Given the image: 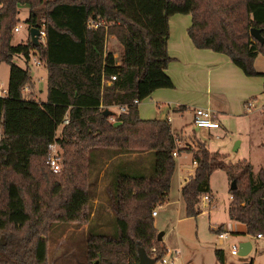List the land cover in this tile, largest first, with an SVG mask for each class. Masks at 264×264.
I'll list each match as a JSON object with an SVG mask.
<instances>
[{"label": "trees", "instance_id": "trees-1", "mask_svg": "<svg viewBox=\"0 0 264 264\" xmlns=\"http://www.w3.org/2000/svg\"><path fill=\"white\" fill-rule=\"evenodd\" d=\"M19 5L29 8L28 29L44 26V45H34L29 34L25 42L11 44ZM175 13L191 15L187 33L196 48L227 55L246 76L264 77L255 68L264 42L250 35L256 28L264 37V0H0V62L9 66L0 95V264H48L51 226L90 225V154L94 188L105 161L121 154L153 153L155 176L115 178L109 205L116 235L89 236L85 264H139V248L155 263L166 255L151 213L168 199L176 167L172 152L179 148L168 119H141L133 100L173 87L166 67L172 60L168 18ZM89 21L100 25L89 27ZM110 36L122 46L119 64L106 49ZM31 52L48 71L44 101L25 93L32 84ZM18 54L24 67L13 61ZM111 75L116 79L104 84ZM114 105L125 110L114 112L111 121L102 112ZM66 114L69 121L56 135ZM52 142L62 149L59 174L47 162ZM99 150L108 155L97 167ZM183 150L196 162L181 189L186 217L201 213V197L211 194L210 176L222 169L236 185L229 189V220L242 224L250 237L264 236V169L254 173L248 162L227 163L224 154L209 151L199 140L196 148ZM225 230L221 225L213 232ZM214 254L224 264L223 250Z\"/></svg>", "mask_w": 264, "mask_h": 264}, {"label": "rangeland", "instance_id": "rangeland-1", "mask_svg": "<svg viewBox=\"0 0 264 264\" xmlns=\"http://www.w3.org/2000/svg\"><path fill=\"white\" fill-rule=\"evenodd\" d=\"M28 13L29 8L27 5H19V21L17 23L19 30L13 32L12 45L26 41L25 39L29 34L28 24L26 23ZM36 60H39V56L31 52L28 66L33 71L37 69ZM13 61L21 67L25 66V60L22 55H15ZM257 62L259 68L264 70L263 55L258 56ZM8 75V64L0 62V93L6 90ZM260 77L257 76L256 78L260 79ZM25 93L26 96L30 94L29 91ZM248 100L252 101L253 105L244 109L241 103L240 106L244 109V113L240 116L221 113L220 119L224 123L226 131L220 128L213 131V134L210 133V135L206 134L207 128L194 127V129L198 134L200 132L199 136L206 140L211 151L224 153L225 162H248L252 165L254 173H257L259 169H264V109H262L264 106V92L261 90L252 99ZM146 101L148 99L143 101L142 104ZM245 106H247V102ZM185 114L188 113L186 112ZM189 119L190 116L185 115L183 120H177L174 126L178 127L183 122L189 123ZM62 127V124L58 126L56 135H60ZM179 135L180 133L178 132ZM238 142L239 149L235 150ZM96 151L94 149L90 153H95ZM57 153L60 158L62 154L60 145L57 146ZM89 156V189L93 193L95 174L92 168L94 163L91 154ZM148 159L145 162V173L148 178H152L155 176V169L154 166L148 165ZM112 169H115V164L109 170L112 171ZM111 176L108 175L107 178ZM176 177L178 176L174 173L167 201L154 209L158 214L154 218V223L157 225V233L164 235V242L167 243L173 252L176 251L179 264H220L213 252L215 250V247L214 250L212 248L213 245L225 247L223 252L224 264H264V239L256 240L247 236L242 224L232 222L228 218L227 211L230 206L229 189L231 183L224 170L216 169L211 174L209 188L214 201L210 205H205L200 200L199 208L201 213L196 218H188L185 215L184 203L179 197ZM106 191L109 194L107 195L106 192V198H103L104 202L102 204L104 205L111 202L114 188L108 186ZM216 223L222 224L226 229L225 231L229 234L228 239L222 244H219L217 235L211 230ZM115 226V218L113 221L108 222L104 232L98 233H95L92 227L87 232L80 231V228L73 226L66 228L63 223L51 226L48 234V264H85L86 239L89 236H96V234H105L113 237L116 235ZM246 241L252 244V250L246 256L230 255V244L238 246L239 243Z\"/></svg>", "mask_w": 264, "mask_h": 264}, {"label": "crops", "instance_id": "crops-1", "mask_svg": "<svg viewBox=\"0 0 264 264\" xmlns=\"http://www.w3.org/2000/svg\"><path fill=\"white\" fill-rule=\"evenodd\" d=\"M190 24V14L175 13L169 16L167 51L172 60L166 67V73L172 80L173 87L156 89L142 102H138V114L141 119H168L170 122L172 132L176 138V145L179 148L175 157L176 167L174 173L178 176L176 177L177 189L181 200V189L193 176L196 167L192 152L183 149L196 148L197 141L199 140L211 151L206 140H203L199 136L200 132L198 134L192 125L194 109L199 107L210 108L216 113L219 127L213 129L207 128L206 134H213V131L220 128L226 131V127L220 119L221 113L233 116L242 115L244 109L249 107L248 103L251 102L248 99H252L259 91H263L264 83L263 76H259L260 79H257V76H246L227 55L210 49L196 48L187 33ZM106 49L113 52L114 57H116V63L119 64L122 46L113 36L107 38ZM258 56L255 59V68L258 72H264L258 66ZM36 67L37 69L34 71L30 69L32 84L25 88V92L29 91L28 97L44 101L46 99L48 71L41 60L40 64L36 65ZM4 92L2 91L0 95L4 94ZM147 99L148 101L142 104ZM246 102L247 106H245ZM241 103L244 109L240 106ZM181 107H184V109H181ZM109 109L115 113L119 112L118 106L115 105ZM262 109H264V106ZM186 112L188 114H185ZM185 115L190 116L189 123L183 122L178 127H175V122L180 119L183 120ZM111 116L116 117L115 115ZM178 132L180 133L179 136ZM238 149L239 142L235 147V150ZM97 154L99 157L97 167H100L99 161L108 155V151L99 150ZM147 158H149L148 165L153 167L154 156L151 152L121 154L105 161L93 192V212L90 225L81 227L80 231L88 232L91 227L95 233L105 231L108 222L114 219L109 203L106 205L102 204L104 202L103 198H106V188L112 186L115 178L119 175L144 176L146 174L145 162ZM112 164H115V169L111 171L109 169ZM108 175L112 176L107 178ZM210 198L211 204L214 201L212 193L210 194ZM157 216L158 214L156 213L153 219ZM221 225L220 223H216L211 230L214 231ZM154 228L158 231L156 223H154ZM163 236L161 242L166 248L167 255L172 258L170 264H179L176 251L173 252L170 249L167 243L164 242L165 237ZM214 247L215 249L223 250V252L225 250V247H216L214 245L212 246L213 250Z\"/></svg>", "mask_w": 264, "mask_h": 264}, {"label": "built area", "instance_id": "built-area-1", "mask_svg": "<svg viewBox=\"0 0 264 264\" xmlns=\"http://www.w3.org/2000/svg\"><path fill=\"white\" fill-rule=\"evenodd\" d=\"M99 25H100L99 21H89L88 22L89 27L97 28ZM18 29H19V27H18V25H16L14 27L13 32L18 31ZM45 36H46V34H45L44 26H41L40 28H38V37H37L38 44L39 43H41L43 45L45 44ZM35 63L37 65L40 64V59L36 60ZM115 79H116V75H111L108 79L103 80V83L104 84H110ZM133 103L137 104L138 100L134 99ZM252 105H253L252 101L248 103V106H252ZM118 109H119V112L124 111L125 105L118 106ZM110 119L112 121H114L115 117L111 116ZM217 119L218 118L216 116V113L213 110H211L210 108H200L199 107V108L194 109V111H193L192 125L194 127H197V128H208V129L218 128L219 122ZM68 121H69V115L66 114L64 116L63 121H62V125L66 124ZM263 122H264V120H263ZM57 146H59V145L56 142H52V143L48 144L49 153H48L47 162H48L50 170L52 171L53 174H59L61 171V163H60L59 155L57 153ZM172 156L174 158L177 156V150L176 149L172 152ZM194 163L196 164L195 161H194ZM200 200L205 205H209L211 202V198L209 197V195H203ZM155 215H156V211L154 210L151 213V216L154 217ZM216 235H217V239H218L220 244H222V242L226 241L229 237V234L227 232H221V233H218ZM251 238L256 239V240H262V239H264V236L258 234L254 237H251ZM229 247H230V251H229L230 255L231 256H237L238 255V246H236L234 244H230ZM154 253H155V250H152V254H154ZM167 257H168V255L166 252V255L164 257H162L156 263L157 264H170L172 258L170 256L168 258Z\"/></svg>", "mask_w": 264, "mask_h": 264}, {"label": "water", "instance_id": "water-1", "mask_svg": "<svg viewBox=\"0 0 264 264\" xmlns=\"http://www.w3.org/2000/svg\"><path fill=\"white\" fill-rule=\"evenodd\" d=\"M250 35L254 39H256L258 42H260V43L264 42V37L261 35L259 29L251 28L250 29ZM29 36H30L31 42L34 45H38V40H37L38 28L37 27H31L29 29ZM102 113L105 116H109V115L114 114V112L109 108L104 109ZM235 188H236L235 182L232 181L231 185H230V189L234 190ZM162 235H163L162 233L157 234V241L158 242H160L162 240ZM251 248H252V244L249 241L239 243L238 255L239 256H246L251 251ZM137 256H138L139 264H155V261L153 259H151L150 257H148L142 248L138 249Z\"/></svg>", "mask_w": 264, "mask_h": 264}]
</instances>
